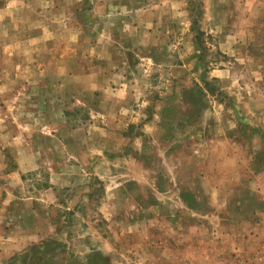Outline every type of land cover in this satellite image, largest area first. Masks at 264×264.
<instances>
[{
  "label": "rangeland",
  "instance_id": "obj_1",
  "mask_svg": "<svg viewBox=\"0 0 264 264\" xmlns=\"http://www.w3.org/2000/svg\"><path fill=\"white\" fill-rule=\"evenodd\" d=\"M12 2L35 24L8 18L0 48L23 24L67 69L51 93L0 59V264H264V42L227 54L240 0H0V18ZM74 18L82 57L61 65Z\"/></svg>",
  "mask_w": 264,
  "mask_h": 264
},
{
  "label": "crops",
  "instance_id": "obj_2",
  "mask_svg": "<svg viewBox=\"0 0 264 264\" xmlns=\"http://www.w3.org/2000/svg\"><path fill=\"white\" fill-rule=\"evenodd\" d=\"M229 1H233V0H229ZM12 5H13V2L10 3V5L7 6L6 9H4V12H3L4 16L0 18V27H3V25L8 21V18L10 19V17H14V16L16 17V20L19 23H21V20H22V23L24 24V20H25V23L35 24L34 17H32V19L29 20L27 14H24V13H22V15L20 14L21 10L18 11V5L16 6H12ZM240 5L241 7L245 8L246 12L240 18L239 31L234 32V34H227V54L234 55L237 52V50H240L241 52L246 51V56H247L249 53L248 47L252 45L251 43L255 44L256 42H258V44L260 43L259 45H263L262 43L264 42V0H240ZM72 21H73V24L79 23L80 26L83 25V23L82 22L80 23V21L77 18H74ZM10 22H12V19H10ZM23 24L21 28L17 30V33H16L17 40L14 41L15 44L8 45L4 48H0L1 62L5 63L6 60H11V61L15 60V72H18L19 74H21L20 77H22V79H25L23 80L24 84L28 82L27 80L28 78H31L32 83H34L32 87L36 86V88L41 89V87L43 86L45 90L47 89L48 91H51V93L57 92L59 89L61 90L63 87H66L65 83H63L62 85L60 84L62 77H66V72L65 73L61 72L59 79L52 78V76L49 73L50 71H53L56 69H64V68L67 69V66H64L63 68L57 67L56 65L57 62H55L54 60L55 58L49 57L54 54L61 55L58 51L53 52V48H54L53 45H56V44L55 42L54 43L48 42L53 39H51L50 37L48 38L43 32L36 31L35 28H33L34 30H31L29 32H24V34L21 35V32L25 30ZM75 33L77 34L74 39L75 41L72 40L74 43H70L69 41L70 44L68 45V42H67V46H65L64 52L62 56H60V58L62 57L63 60L61 59L58 60V61H61V65L65 64L66 61L70 60V59L66 60L65 57H74L77 55L80 56L81 54L80 52L81 42H79V40L82 39L83 37L82 35H85V27L82 26V28L80 27L76 28ZM96 34L98 36V39H96L97 45H95L94 47L95 52L90 51L89 53H95V57L97 59L95 58L94 60L97 62L98 61L101 62L99 64L100 66L97 67V70L99 68L100 69L102 68L101 69L102 71L103 65L105 63L104 61L106 59V57L104 56V52H103L104 50L103 44L105 43L104 39H110L112 43L113 42L112 40L115 39V36L113 35L112 32L111 33L105 32V30L103 29L99 32V34L98 33ZM110 40H109V43H110ZM78 45H80L79 48L77 47ZM113 50L115 51L117 50L115 46ZM98 54L100 55V57H98ZM93 55L94 54H90V56H93ZM44 56L46 58H51V60L46 59L45 61H43L42 58H44ZM20 57H26V58L20 59ZM91 60L93 61V59ZM2 68H4L3 70L4 73L8 72L7 65H5L4 67L1 66V70ZM74 68H76V66ZM71 69L72 67H70L68 70H71ZM13 72H14V69H13ZM29 73H31V75H28ZM95 73H97V71ZM24 74H27V75H24ZM68 76L69 75H67V77ZM88 77H89V73L87 74L81 73L80 76L74 77V81L77 83V85L81 89H83V91H86V89H88L87 87L91 86V83L89 84ZM4 80L6 81L7 79H4ZM99 84H100L99 86L102 92V90H104L103 82ZM97 87L98 85L95 86V89H97ZM18 94L22 96L24 95L20 93ZM37 101H38V104L42 103L40 97L39 99H37ZM53 114L57 115V117L65 118L64 113L58 112V110L56 114L55 113ZM47 117H48V114H47ZM53 131L55 130L53 129ZM54 133H51L52 137L54 136L56 137V134ZM69 134H72V133H69ZM57 139L59 142L61 141L60 137H58ZM62 141L65 146V143H66L65 140H62ZM51 165H53V169L56 166V164H52V163ZM55 173H57L56 170H55ZM51 177L54 180L56 179V177L54 178V176L52 175ZM227 239L229 240V242L227 243L228 245H233L235 247L236 243H238L237 240H232L229 237Z\"/></svg>",
  "mask_w": 264,
  "mask_h": 264
}]
</instances>
